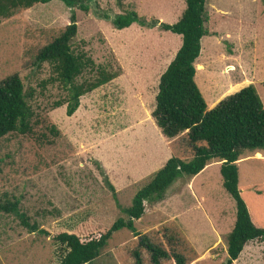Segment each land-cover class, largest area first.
I'll return each instance as SVG.
<instances>
[{
    "label": "rangeland",
    "instance_id": "374dc122",
    "mask_svg": "<svg viewBox=\"0 0 264 264\" xmlns=\"http://www.w3.org/2000/svg\"><path fill=\"white\" fill-rule=\"evenodd\" d=\"M121 1L118 7L116 0H97L82 12L53 0L0 18V82L17 75L31 94L27 102L34 113L29 133L0 139V202L18 205V213L0 211V264H58L62 257L63 248L51 237L31 233L20 215L50 235L97 223L111 226L127 219L122 209L169 158L187 162L193 156L186 132L167 139L151 117L159 77L181 37L158 26L117 30L112 25L115 16L129 11L147 22L175 24L185 0ZM206 11L209 35L201 39L194 81L207 110L249 85L264 107L263 1L208 0ZM71 14L77 25L72 49L118 76L82 96L68 117L66 104L55 108L66 100L68 88L51 81L50 66L37 65L35 57L65 29ZM90 77L85 73L76 82ZM252 153L245 151L237 163L238 188L252 222L264 229V155ZM218 166L213 161L197 178L177 179L164 200L149 205L135 222V233H114L91 264H135V250L150 264L148 252L138 247L141 236L167 251L169 238L179 237L177 247L194 254L189 264L224 262L235 204L222 187ZM162 264L175 262L169 258ZM233 264H264V242L248 243Z\"/></svg>",
    "mask_w": 264,
    "mask_h": 264
},
{
    "label": "trees",
    "instance_id": "16d2710c",
    "mask_svg": "<svg viewBox=\"0 0 264 264\" xmlns=\"http://www.w3.org/2000/svg\"><path fill=\"white\" fill-rule=\"evenodd\" d=\"M53 0H0V18L7 17L16 8H30L37 4H48ZM69 8L88 12L91 3L97 0H58ZM208 0H185V9L175 24L147 22L134 11L125 12L112 19L117 30L138 24L142 27L158 26L166 32L181 37V46L173 60L160 75L155 105L151 117L161 134L174 139L185 133L193 149V156L187 162L177 157L169 158L132 199L130 207L122 209L127 219H118L111 226L96 224L88 228H78L76 232H61L50 235L36 224H28L29 219L20 215L23 226L31 233L51 237L62 249L58 264H91L107 246L109 239L121 229L135 233V222H139L149 205L162 202L167 189L179 178H193L213 161L220 162L219 173L222 187L235 204V221L226 237L227 257L220 264H233L244 247L251 242H264V229L252 222L247 206L238 188L237 162L245 151L264 152V107L255 88L249 85L227 96L214 108L207 110L195 81V62L200 54L201 39L209 35L206 27L209 17L206 11ZM264 3V0H262ZM122 7V1L116 0ZM104 19H109L105 15ZM77 33L76 16L71 14L70 23L50 43L42 47L36 57L37 65L47 63L55 78L68 88L65 101L55 104V108L66 104V115L71 117L79 107L82 96L104 86L117 78V74L105 68L96 67L93 60L83 51L75 52L72 41ZM203 46V44H202ZM203 53V48L201 54ZM85 73L92 77L77 83ZM244 87V86H243ZM236 91V90H235ZM27 94L21 79L11 75L0 82V139L18 132L31 131L34 113L28 105ZM258 155V154H257ZM106 182H108L106 180ZM110 190L113 188L108 184ZM0 211L18 213L17 202H0ZM89 230L92 232L89 234ZM179 237L169 238V250L153 243L147 237L139 238L140 249L149 254L150 264H162L172 258L175 264H189L192 256L177 247ZM135 264H143L141 251L133 252Z\"/></svg>",
    "mask_w": 264,
    "mask_h": 264
},
{
    "label": "crops",
    "instance_id": "0c3cea01",
    "mask_svg": "<svg viewBox=\"0 0 264 264\" xmlns=\"http://www.w3.org/2000/svg\"><path fill=\"white\" fill-rule=\"evenodd\" d=\"M164 71H165V70H164ZM164 71H163V72H164ZM163 72H162V73H163ZM195 75H196V73H195ZM210 108H214V107H210ZM258 153L264 155V152H263V151H255V152H253L252 154H258ZM238 162H239V161H238ZM238 162H237V163H238ZM163 166H164V165H163ZM218 167H220V162H219V166H218ZM205 168H206V167H205ZM195 178H197V177H193V179H195ZM191 179H192V178H191ZM216 233H217V231L215 232V234H216ZM99 256H100V255H99ZM96 259H97V258H96ZM96 259H95V260H96ZM91 263H92V262H91Z\"/></svg>",
    "mask_w": 264,
    "mask_h": 264
}]
</instances>
